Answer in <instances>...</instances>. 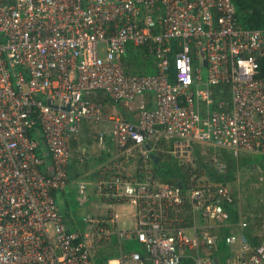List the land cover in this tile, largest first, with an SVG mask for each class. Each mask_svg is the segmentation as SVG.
<instances>
[{
  "label": "built area",
  "instance_id": "obj_1",
  "mask_svg": "<svg viewBox=\"0 0 264 264\" xmlns=\"http://www.w3.org/2000/svg\"><path fill=\"white\" fill-rule=\"evenodd\" d=\"M130 45L153 58L155 74L127 73ZM261 58L264 29L238 26L233 0H0V264H100L97 246L113 238L119 254L107 264H264V242L252 245L246 220L218 233L231 226L233 189L195 176L189 186L162 182L147 148L164 138L177 158L193 156L195 143L264 155ZM219 85L229 100L215 98ZM98 92L125 105L152 92L155 102L140 104L134 122L108 115ZM103 120L120 149L142 157L141 177L98 183L133 205L134 227L120 229L115 213L69 230L54 192L69 182L72 138L84 121ZM79 187L87 202V185ZM134 240L141 250L127 252Z\"/></svg>",
  "mask_w": 264,
  "mask_h": 264
},
{
  "label": "trees",
  "instance_id": "obj_2",
  "mask_svg": "<svg viewBox=\"0 0 264 264\" xmlns=\"http://www.w3.org/2000/svg\"><path fill=\"white\" fill-rule=\"evenodd\" d=\"M233 3L235 6V20L238 26L247 29H264V0H233ZM121 60L127 73L152 75L157 72L153 58L146 53H142L140 48H135L132 45L128 46L127 52ZM260 67L262 76H264V58L260 59ZM220 90L223 91L220 92ZM214 96L217 100H229V86L219 85L215 87ZM93 99L104 103H113V101L103 92H98ZM122 104L123 103H118L117 105L121 107L124 117L129 120L130 117L127 114L126 108L122 107ZM73 142V146H75L76 142ZM202 150L203 149L200 146L195 148L193 163L187 162L186 164H181L179 159L174 157L171 153L156 149L158 163H155L150 157L152 173L162 182L183 184L184 186L190 185L193 176H195L196 179H199L206 174L205 176H207V179L229 184L233 187L240 171H242L245 165H248L246 163L249 162V160H241V156L238 158L234 157L233 154L226 149H215L213 146H210L208 147L207 152L202 153ZM209 156H216L225 161L227 164V171L224 174L217 173L212 166V161L211 158L209 159ZM141 161L142 157H139V163ZM250 166L251 168L256 169V165ZM76 172L75 174L78 176V171ZM139 176H141V174ZM239 194L240 191L235 192L234 202L228 206V209H230L231 212L230 222L233 224L231 227L232 229L237 230V225L241 219L248 221V226L245 228V232L249 236L252 245L258 246L264 242V234L261 233L264 229V201L257 200V203L253 204L248 200L247 204L243 205L238 201ZM54 195L57 202V191L54 192ZM65 222L69 230L74 228L69 226L67 221ZM231 227L230 229L229 227L222 228L220 234L229 233ZM125 248L127 252L132 249L141 250L140 244L135 240L125 242ZM220 248L225 249L226 252H228V246L225 243V239L221 242ZM118 254V242L117 240H112L110 243H107V245L97 246L95 259L100 264H107L110 259L118 257ZM183 264H191V260L185 259Z\"/></svg>",
  "mask_w": 264,
  "mask_h": 264
},
{
  "label": "rangeland",
  "instance_id": "obj_3",
  "mask_svg": "<svg viewBox=\"0 0 264 264\" xmlns=\"http://www.w3.org/2000/svg\"><path fill=\"white\" fill-rule=\"evenodd\" d=\"M99 52L102 57L105 56V47L104 43H100L99 45ZM204 69V78H206L207 73ZM153 96V94H151ZM142 98H137V101L133 104H130L127 106L129 111L135 110L134 105L137 107L140 106V101ZM132 106V107H131ZM118 115L121 117H124V114L121 110H115ZM106 112L108 115L114 113L113 107L110 102H108V106H106ZM115 114V113H114ZM135 117L138 115V112L134 114ZM92 130H95L96 132L99 131L103 125L100 122H90ZM88 126V124H86ZM84 127V126H83ZM108 129L111 132V127L108 125ZM105 130V128H104ZM85 135V129L82 128V134L81 136ZM93 146H96V143L93 142ZM204 146H203V145ZM195 143V148L200 146L203 148L204 152L208 151V147H210V144L205 143ZM116 146V145H115ZM215 149H223L220 147L214 146ZM227 150V149H226ZM135 153H134V152ZM129 152L134 153L136 158L132 161H126V156H128ZM114 161L112 160L108 162L109 165H115L116 171H125V169H133L135 165V160H139L140 152L137 149H129L128 151L120 149L118 146L114 147ZM208 154V153H207ZM241 160H249L243 168L242 171H240L237 181L235 182V185L233 186V190L240 191V194L238 196L239 203L245 205L247 204L248 200H250L253 204L257 203V200H263L264 201V155L261 153H255L250 151H245L240 154ZM239 156V157H240ZM177 158V157H176ZM211 156H209V159ZM238 158V157H237ZM181 164H186L187 162L193 163L194 161V151L193 156L192 152H188L186 156L182 158L178 157ZM244 162V161H242ZM97 163V162H96ZM101 163V162H100ZM98 163L97 165H100ZM106 164V165H107ZM97 165L95 166L97 168ZM109 165V166H110ZM250 165H256V169L251 168ZM92 164L90 161H85L81 164H72L70 169V182L64 189H60L57 192V203L60 207V210L65 217V221H67L68 225L71 227H77L80 229H86L89 228V223L85 221V218L93 217V218H108L110 216L109 213L112 212V214L117 213V217H115V222L117 226L122 229H130L133 228V219L135 218V209L133 205L129 201H116V202H110L108 199H104L102 195L98 194L96 192V180L91 175L92 172ZM151 169V167H150ZM78 171V176L75 174V172ZM114 171V172H116ZM77 173V172H76ZM204 179V178H202ZM86 182L87 189L85 190V195L89 197V200L87 202H82L80 200L81 196L83 195L80 190V183ZM262 203V202H261ZM190 232V231H189ZM261 233L264 234V229L261 231ZM218 255L222 258L226 256V250L220 248L218 251ZM147 264H153L152 262H147Z\"/></svg>",
  "mask_w": 264,
  "mask_h": 264
},
{
  "label": "crops",
  "instance_id": "obj_4",
  "mask_svg": "<svg viewBox=\"0 0 264 264\" xmlns=\"http://www.w3.org/2000/svg\"><path fill=\"white\" fill-rule=\"evenodd\" d=\"M151 94H153L152 92H147L146 94L142 95V96H139L137 98H142L140 103H145L147 107L151 108L154 106V95L152 96ZM137 98L135 101H133L132 103L130 104H133L134 102L137 101ZM107 106H108V103H106ZM130 104L128 105H125V104H122V107L126 108V111H127V114L129 115L130 117V121H134V122H137L138 120V115H136L135 117V113L136 111L138 112V107L136 105H134V109L133 112L132 111H129V109L127 108V106H129ZM135 104V103H134ZM112 107H113V112L115 114L116 111L115 110H121V107H119L117 104H114V103H111ZM132 107V106H131ZM122 111V110H121ZM113 113V114H114ZM125 118V117H124ZM126 119V118H125ZM91 121H84L83 124H82V127H81V130L80 132L77 134V136H75L74 138H72L71 140V143H70V150H71V157H70V164H81L85 161H90V163L92 164V172H91V175L93 176V178L96 180V192L100 195L103 196L104 199H108L111 203L112 202H116L117 200H112V199H109L107 198L105 195H103L100 190L98 189V183L100 180L104 179V178H110L112 177L113 175H122V176H132V177H138L140 174L142 176L143 172H141V168L139 167L140 162L139 163V160H135V167L133 169H125V171H116L114 170L115 169V163H113L114 161V147L118 146L117 145V140L116 138L114 137V134L112 132V125L111 123L107 120H103L101 121L100 123L103 125V127L99 130V131H95V130H92V128L90 127ZM86 124H88V126H86ZM108 125L111 127V132L109 133V129H108ZM84 126V127H83ZM82 128L85 129V135L84 136H81L82 134ZM105 128V130H104ZM101 131H104L105 132V136L103 139H100L99 137V133ZM75 141V146H73L74 142ZM93 142L96 143V146L95 147H92L93 146ZM163 142V143H162ZM116 145V146H115ZM203 145V144H202ZM204 146V145H203ZM212 146V145H211ZM119 147V146H118ZM158 148H155V149H158V150H162L164 152H167L166 150L168 149L169 147V142L166 141L164 138L163 140L157 145ZM214 147V146H213ZM204 148V147H203ZM202 148V149H203ZM129 149H136V148H126V149H122V150H126L128 151ZM195 150V145H194V148H193V151ZM134 152V151H133ZM230 152V151H229ZM135 153V152H134ZM134 153H130L128 154V156H126V161H129V160H134L136 158L135 154ZM202 153H205L203 150H202ZM141 157V155H140ZM213 157H216V156H213ZM211 157V160L212 158ZM218 158V157H216ZM220 159V158H218ZM112 160L111 163H113L112 165H108L107 163L110 162ZM222 160V159H221ZM49 161V160H48ZM97 162V163H96ZM101 162V163H100ZM98 163H100V165H97ZM70 164H69V168H68V174H69V182H70ZM107 164V165H106ZM97 165V168L95 167ZM213 166V165H212ZM151 167V165H150ZM214 168V167H213ZM116 171V172H114ZM217 172V171H216ZM218 173V172H217ZM219 174H224V173H219ZM206 174H204L203 177L201 178H204V181L205 182H215L211 179H207L205 176ZM139 176V177H141ZM68 182V183H69ZM86 184V182H83ZM216 183L218 184H224V185H227L229 186L231 189L233 187H231L229 184H225V183H222V182H217ZM68 185V184H67ZM66 185V186H67ZM64 189V188H63ZM87 189V188H86ZM59 190H57L58 192ZM234 194H235V191H234ZM88 200H89V197L87 196ZM119 202V201H118ZM227 208H228V205H227ZM230 210V209H229ZM231 213V212H230ZM110 215H113L112 212L109 213ZM115 214V213H114ZM118 215V214H117ZM110 217V216H109ZM108 217V218H109ZM103 219H108V218H105V217H102ZM231 219V218H230ZM241 220H244V219H241ZM240 220V221H241ZM248 222V221H247ZM231 226L233 225L231 222H230ZM230 226V227H231ZM229 227V229H230ZM75 229H79V230H83V229H80V228H77L74 226V228L72 230H75ZM237 230H238V225H237ZM232 231H234V229H232L231 227V230L229 233H231ZM220 236H225L227 234H220V232H218ZM112 240H115V238H113ZM112 240H109V241H103L101 243V245H107V243H110ZM124 247H125V243H124ZM126 249V248H125ZM127 251V250H126ZM227 253V252H226ZM219 256V255H218ZM225 258V257H224ZM224 258H221L222 260ZM113 260V259H112Z\"/></svg>",
  "mask_w": 264,
  "mask_h": 264
},
{
  "label": "water",
  "instance_id": "obj_5",
  "mask_svg": "<svg viewBox=\"0 0 264 264\" xmlns=\"http://www.w3.org/2000/svg\"><path fill=\"white\" fill-rule=\"evenodd\" d=\"M147 148L150 150V155H151V158L153 159V161L155 163H158V156L156 154V151L155 150H152L150 145H147Z\"/></svg>",
  "mask_w": 264,
  "mask_h": 264
}]
</instances>
